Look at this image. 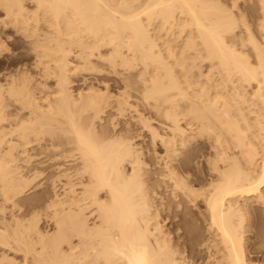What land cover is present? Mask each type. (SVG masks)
Here are the masks:
<instances>
[{
	"label": "bare ground",
	"instance_id": "bare-ground-1",
	"mask_svg": "<svg viewBox=\"0 0 264 264\" xmlns=\"http://www.w3.org/2000/svg\"><path fill=\"white\" fill-rule=\"evenodd\" d=\"M25 1L0 0L4 15L0 20V58L9 55L8 43L19 44L15 39L13 42V38L7 41L13 37L11 33L18 35V42L22 39L20 43L26 46V52L24 46H20L23 48L20 56L10 54L7 57L0 72L1 196L14 204V197L24 192L28 181H21L20 171L13 166L20 160L32 158V155H25L31 143L44 142L46 146L77 153V156L63 155V158L77 160L71 175L77 181H71L67 171L60 170V176L66 179L62 192L53 194L52 190L53 195H48L40 209L43 219H39L46 225L42 226H53V232L42 228L43 233L35 219L29 216L31 220L28 224L25 222L26 228V224H22L23 229H17L18 234L16 229L13 231V225V233H8L1 224L4 231L0 229V245L16 249V253L19 250L33 255L31 263L25 258L21 264H196L190 256L193 248L181 243L180 239H187L195 229L186 217V209L200 204L203 210L197 212L195 221L200 218L204 223L207 237L203 234V241L195 247L197 256L193 258L204 254L200 257L201 264H255L251 254L261 252L264 255V232L256 231L253 219L250 220L257 208L264 209V116L256 113L248 118L245 114L250 103L248 97H256L252 100L253 106L257 98L264 104V0H254L256 6L248 1L255 8L250 13L259 11L255 29L262 38L260 44L255 41L258 38L253 37L255 33L252 34V27L247 24L249 20L246 23L243 14L250 5L243 8L242 15L241 9H237L239 5L236 7L240 16L237 19L239 16L234 15V10L232 14L215 0H27L33 5L31 9L26 7ZM242 3L245 5L246 1ZM185 26L195 34L190 31L185 34ZM234 29L239 30L238 33ZM176 33H184L186 37L183 48H179L181 52L177 51L179 56L170 42L167 43ZM226 35H230V41ZM158 40L165 45L164 50L159 48ZM202 53L208 62H217L218 74L223 75L222 78L225 76L224 83L233 85V92L221 86L222 90L230 89L233 93L232 101L237 100V110L231 107L223 91L220 92L218 83V89L214 86L218 95L215 90L212 95L213 89L208 92V84L212 86L215 77L207 84V78L204 80L207 91L204 86L201 90L203 80L201 86L196 84L202 93L195 95V100L184 93L183 82L188 83L180 84V79L194 76L191 72L195 68L192 67H200L194 60L202 58ZM205 59L201 62H206ZM25 61L31 63L28 65ZM175 67L183 74L180 79L176 77L179 71H175ZM80 71L96 72L99 77L91 76L92 81L93 77L102 80L103 88L85 82L88 90L74 95L72 78ZM105 74L119 76L118 82L117 79L114 82L117 86L124 85L120 84L123 92L121 89L117 95H112ZM109 79L111 81L110 76ZM178 96L189 102L184 109L181 106L180 111L177 110ZM130 97L139 102L143 99L145 106L151 107L150 111L152 107L160 110L163 107L161 114L167 119V124L163 122L166 128L163 130L167 133L154 128L161 133H154L153 137L158 138L162 148L156 139L155 144L164 154L163 157L160 154L162 162L155 165L156 162L157 167L153 165L156 169L150 172L153 176L151 186H148L150 181L146 183L150 180L145 178L148 176L144 177L149 172L139 158L140 150L137 154L134 144L119 135L122 131L116 134L118 132L110 129L109 132L117 135L114 136L107 129L114 125L109 122L114 111H119V116L122 112L123 116L131 107ZM135 100L131 102L135 104ZM244 104L247 105L245 114L241 111ZM108 110L113 111H109L111 117H106ZM181 112H186L198 125L193 124L190 134L179 124ZM135 113L137 117L140 114ZM102 116L111 119L106 120L107 126L102 123L106 129L96 135V127L104 120ZM197 146L207 151L193 157L199 159L196 165L202 168L203 176L199 177L202 180L189 178L184 172L189 162L186 155ZM76 186L80 190H76ZM54 188L56 186L52 185ZM34 216L39 217L38 214ZM250 230L256 231L253 232L255 240L260 241V245L252 249L247 246V236L244 237ZM33 234L39 241V253V247L33 246L34 241L26 238ZM34 237L30 238L34 240ZM6 254L0 255V264H17Z\"/></svg>",
	"mask_w": 264,
	"mask_h": 264
},
{
	"label": "rangeland",
	"instance_id": "rangeland-1",
	"mask_svg": "<svg viewBox=\"0 0 264 264\" xmlns=\"http://www.w3.org/2000/svg\"><path fill=\"white\" fill-rule=\"evenodd\" d=\"M23 2L25 1V0H22ZM216 2V4L217 5H219V6H221V7H224V8H228V11L229 12H233V10H234V15L235 16H239L236 12H237V10H236V7H237V9L238 10H240V13H241V15H242V13H243V8L245 7V8H248L247 6L248 5H250L251 6V1L253 2V5H254V3L256 2L257 3V1H255L254 2V0H251L250 1V3H248V1L249 0H215ZM245 1H246V3H245ZM27 2V3H26ZM136 2H138V1H136ZM135 2V5L136 6H138L139 4H140V2H142V1H140V2H138L139 4L137 5V3ZM223 4H222V3ZM242 2H244L245 3V5H243V3ZM25 3H26V7L28 8V9H31V6H33L32 4H30L27 0L25 1ZM24 3V4H25ZM234 3H238L236 6H235V4ZM248 3V4H247ZM256 3H255V5L254 6H256ZM143 4V3H142ZM28 5V6H27ZM31 5V6H30ZM142 6V5H141ZM144 6V5H143ZM235 6V7H234ZM30 7V8H29ZM139 7V6H138ZM232 7V8H231ZM241 7V8H240ZM142 9L144 8V7H141ZM230 8V9H229ZM252 8V9H251ZM257 8H258V4H257ZM255 9V8H254ZM253 7L251 6V7H249V10H247V9H244V13L243 14H245L244 16H245V21H246V23L248 22V20H249V22L247 23L248 25H250L251 27H252V34L253 33H255V34H253V37L255 38V37H257L259 40H261L262 38H259V37H261L257 32H256V29H255V25H256V19H257V16H258V14H259V11H256V12H258L257 14H255L256 12L254 11L253 13H250V12H252L253 10ZM249 11V14H248V12H247V15H246V11ZM257 10H259V9H257ZM2 11L0 10V20L1 19H4L3 17H4V15H3V12L1 13ZM232 13V14H233ZM237 14V15H236ZM3 15V16H2ZM254 15H256V16H254ZM234 16V17H235ZM143 17V20L146 18L145 17V15H143L142 16ZM145 17V18H144ZM237 19L239 18L240 19V16L239 17H236ZM236 18H234V19H236ZM236 19V20H237ZM258 19H260V17H258ZM239 20H237V22H238ZM260 20H258L257 22H259ZM156 22H158V21H156ZM251 22V23H250ZM254 22V23H253ZM156 26V25H155ZM158 26V25H157ZM184 30L185 29H187V30H185L186 31V33L185 34H187V32L188 31H190L191 33H194V30H191V29H189V27H184L183 28ZM189 29V30H188ZM237 29V28H236ZM255 30V31H254ZM193 31V32H192ZM234 31H236V33H238L237 31H239V30H235L234 29ZM11 32V31H10ZM13 32V31H12ZM190 32H188V33H190ZM235 33V32H234ZM233 33V34H234ZM257 33V34H256ZM195 34V33H194ZM232 34V35H233ZM10 35V34H9ZM11 35H13V37H11V38H9V39H7V41L9 42V40H11L12 38V41L14 42V39L15 40H17L16 42L17 43H19L18 45H13L12 43H8V42H6V44H7V46H8V48H9V55L10 54H15V55H18V56H20L21 54H23V48L25 49L26 48V46H24V44H22L23 42H22V39H20L19 40V42H18V35H15L14 36V34L13 33H11ZM183 35H184V33L183 34H179V33H176L175 34V36L174 37H172V38H170V39H168V41H167V43H169L170 42V44L175 48V50H176V52L177 51H179V52H181V48H183V46H184V40H185V35H184V37H183ZM254 35H256V36H254ZM226 36H228V35H226ZM16 37V38H15ZM20 38V37H19ZM229 38H230V35L227 37V40H229ZM257 38H255V39H257ZM180 39V40H179ZM183 40V42H182V40ZM257 39V40H258ZM257 40H255L256 42H259V44L260 43H262V40L261 41H257ZM12 41H10V42H12ZM159 41V42H158ZM157 41V43H158V45H159V48L161 49V50H164V44L162 43V42H160V40H158ZM230 41V40H229ZM228 41V43H230ZM20 42H22V43H20ZM177 42H178V44H177ZM162 43V44H161ZM181 43V44H180ZM180 44V45H179ZM22 45V47H20ZM175 45H179V46H175ZM233 45V44H232ZM235 45V44H234ZM15 46V47H14ZM19 46V47H18ZM181 46V47H180ZM22 48V49H21ZM180 48V49H179ZM198 48H200V46L198 47ZM25 52H26V49L24 50ZM244 51H246V50H244ZM179 52H177L178 53V56L180 55V53ZM203 54V53H202ZM8 54H5V55H3V57H1L0 58V72H2V66L4 65V61L6 60V58L9 56ZM203 58V59H202ZM202 58H200V59H196V60H194V61H196V63L195 64H198V66H200V67H196L197 65H193L194 67H192L194 70H192L193 72H191V73H193L194 74V76L193 77H191V76H188L187 77V79L183 76V74L179 71V69L177 68V67H175V71L177 70V71H179V72H177L176 73V77H178V79H180L182 76L185 78V79H183V77L180 79V84L183 82V81H187V85H185L186 84V82H183V86H184V93L188 96V98L189 99H191V100H195V95L196 96H198L199 94H201L202 93V89H203V86H204V89L206 90H208V87H209V90H208V92L209 93H211V91H212V89H213V91H212V95L214 96L215 94H217L218 95V91H217V89H218V86H217V84L216 83H218V85H222L223 87L225 86L226 88H231L232 89V92H233V85L231 84V83H228L227 81H226V83H224L225 81H224V78H225V76H224V78H222L223 77V75H219L218 74V71H219V69L217 68L218 67V64L216 65V61L214 60V62H215V64L213 63V61H207V58L205 59L204 58V54L202 55ZM253 58V57H252ZM251 58V59H252ZM206 60V62L205 61H203V62H201L202 60ZM168 60V62H170V60L168 59V58H166V61ZM29 61V60H28ZM28 61H25V63H27ZM30 61H32V60H30ZM31 63V62H30ZM29 63V64H30ZM28 64V63H27ZM28 64V65H29ZM211 64H214V65H216V69H217V71H216V69H215V71L213 72V66L211 65ZM27 67V66H26ZM212 67V68H211ZM200 68V69H199ZM12 69H15L14 67H12ZM209 69V70H208ZM211 69V70H210ZM199 70V71H198ZM198 71V72H197ZM208 71H210L209 73H208ZM212 71V72H211ZM217 72V73H216ZM82 73V74H81ZM89 73H90V75H89ZM179 73H181V74H179ZM200 73H202V74H200ZM210 73H212L213 75H209ZM79 74H81V75H79ZM79 74L78 75H76L77 77H73L72 79H73V81H75V82H73V86H72V88H73V90H74V95H75V93L77 92H83V93H85L88 89H86V88H88L89 86H88V84L90 85L91 83L90 82H92V83H95L96 84V86L98 85V86H100L99 87V89H101V88H103V87H101L102 86V84H100L101 83V81L99 80H97V79H95V78H98L99 77V75H98V77H97V74H96V72H87V71H80L79 72ZM85 74H87V75H85ZM92 74H94V75H92ZM99 74V73H98ZM178 74H179V76H178ZM200 74V75H199ZM210 76V79H209V77L207 76ZM216 74V75H215ZM95 75H96V77H95ZM109 76H110V78H111V81H109L110 79H109V76H107V74H105V76H107L106 78V82H107V84L108 85H110L109 86V88H110V90L109 91H111L113 94L112 95H117L118 94V92H121V89H122V92H123V90H124V87H122L121 88V86H124V85H122L121 83H119V85L117 86V84L114 82V81H116V79H117V82H118V80H119V76H117V75H110V74H108ZM181 75V76H180ZM198 75V76H197ZM201 75L203 76L204 75V77H202V79H201ZM205 75H206V77H205ZM79 76V77H78ZM91 76H94L93 77V81H92V77ZM101 76V75H100ZM114 76V78H112ZM116 76V77H115ZM199 76H200V78H199ZM221 76V77H220ZM86 77V78H85ZM191 77V78H190ZM212 77H215L214 78V80L213 79H211ZM197 78V79H196ZM207 78V79H206ZM217 78V79H216ZM220 78H222L223 79V81H221V83L219 82L220 81ZM75 79V80H74ZM90 79H91V81H90ZM109 79V80H108ZM191 79V80H190ZM208 81H206V80ZM84 80V81H83ZM109 81V83H108V81ZM193 81L192 83L194 84L196 81H198V82H196L195 83V85L196 84H198V85H200V83H202L201 82V80H203V83L201 84L202 85V88L199 86V88H201V92L199 91V88H198V85H196V87L197 88H195V89H193L194 87H195V85H193V88H192V83H191V85H190V81ZM199 80H200V82H199ZM204 80H205V83L207 84V83H209V81H211V80H213L211 83H212V86H210L209 84H208V87L206 88V86H205V83H204ZM216 80V81H215ZM189 81V82H188ZM195 81V82H194ZM218 81V82H217ZM88 83V84H86V83ZM97 82H99V84L97 83ZM214 82V83H213ZM76 83V84H75ZM113 83L114 84H116V86L115 85H113ZM111 84H112V86H111ZM120 84H121V86H120ZM230 84H231V86H230ZM86 85V86H85ZM93 85V84H92ZM191 86V88L195 91V90H197V91H195V93H194V91L192 92V94H191V92H190V90H192V89H189L190 88V86ZM88 86V87H87ZM97 86V87H98ZM183 86H181L182 88H183ZM185 86H189L188 88L187 87H185ZM214 86H216V88L217 89H215V87ZM222 86H221V93H222V91H223V95L226 97V99L228 100V102H229V104L231 105V107L233 106V109L234 110H237L236 108H238V107H236L238 104H236L237 103V100L236 99H234V100H236L235 102L234 101H232V97H233V93L232 92H230V89H227V91H226V88L225 89H223L222 90ZM253 86V85H252ZM86 87V88H85ZM212 87V88H211ZM254 87V86H253ZM71 88V89H72ZM120 88V89H119ZM187 88V89H186ZM86 89V91H84ZM118 89H119V91H118ZM130 88H128V90H127V88H126V90L128 91V92H130L131 91V89L129 90ZM73 90H72V92H73ZM206 90V91H207ZM214 90H215V92H214ZM102 91H103V89H102ZM189 91V92H188ZM229 91V92H228ZM132 92V91H131ZM188 92V93H187ZM200 92V93H199ZM215 94H214V93ZM217 92V93H216ZM225 92V93H224ZM227 92L228 93H232L231 95L230 94H227ZM248 92L249 93H251L252 92V90L250 89V88H248ZM115 93V94H114ZM194 93V94H193ZM198 93V94H197ZM133 94V92L131 93V95ZM193 95V96H192ZM230 95V96H229ZM139 97L141 96V94L140 95H138ZM248 96H250L249 94H247V97ZM179 97V96H178ZM177 97V98H178ZM229 97H231V98H229ZM141 98V97H140ZM252 98V99H251ZM254 98H256L254 95L253 96H250V99H249V97H248V105H249V107H247L246 108V104H244V105H242L243 107H241L243 110H241L244 114H245V116H247L248 118H249V116H253V115H255L256 113H263V116H264V111H262L261 110V108L264 110V104L260 101V100H258V98L256 99V101H257V104L260 106V109L258 108L259 106L256 104V101H255V106H253L254 105V102H252V100L254 101ZM175 99H176V97H175ZM174 99V100H175ZM179 99L181 100L180 102L181 103H179ZM135 99L134 98H132V97H130L129 99H128V104H129V102L130 103H132V104H130V106L131 107H129V108H127L126 109V111L125 112H123V116L121 115L122 114V112H121V114H120V116H119V111H111V110H108L106 113L108 114L106 117H108V116H110L111 117V115H110V113H109V111L110 112H113V114H114V116H113V114H112V119H114V121H112V119L111 118H106V117H104L103 118V116H105L106 114H104L103 116H102V119H104V120H101L102 122H100V124H98V126L96 127V135H97V133L99 134V133H103V130L104 129H106V126L107 125H109V122H110V124H112L111 122H114L113 124L114 125H116L117 127H115V128H113L114 127V125H113V127H111V125H110V127L108 126L107 127V129H108V132H109V130L111 129V130H115V132H118V133H116V134H119L121 131V133L119 134V135H122L123 137L122 138H124V139H127L131 144H134V145H132L133 146V148L135 147V149L137 150V154H139V151L138 150H140V156H139V158H141V161H142V163L144 162V163H146V164H144L143 163V165H145V166H143V167H145V169H148V172L149 173H147L146 175H144V177L145 176H148V177H145V178H147V179H150V180H147V184H148V182H149V184L150 185H148V186H151L152 185V181H153V176L151 175V171H153L154 169H156L155 167H157V166H155V165H158V163H161L162 161L160 160L161 159V157H163L162 155L164 154V152H163V150L161 149L162 147L160 146V143H159V141H158V138H154L153 137V134L154 133H159V132H157V130H155V129H158V131H160V132H163L164 134L165 133H167V131L165 132L164 130H166V128H165V126H163V124L165 125V123L167 124V119H165V117L163 118V116H162V110H163V107L161 108V110L160 109H154L153 107H152V109L154 110H151L150 111V109L149 108H151V107H148V106H145V103H143L144 101H143V99H141L140 100V102L139 101H137V100H135V101H137V102H139V104H137V102L135 103V104H137V106L135 105V104H133V102H131V101H134ZM177 100V99H176ZM230 100H231V102H230ZM142 101V102H141ZM178 102V105H179V107H178V111H180L181 109H180V107L182 106L183 107V109H184V107H186L187 106V104H189V102H188V100L186 99V100H182L181 99V97H179L178 98V100H177ZM151 102V101H150ZM184 102V103H183ZM261 104H259V103ZM142 103V104H141ZM247 103V102H246ZM253 103V104H252ZM181 104V105H180ZM234 104V105H233ZM235 104H236V106H235ZM135 105V106H134ZM139 105V106H138ZM140 105H142V106H140ZM184 105V106H183ZM145 106V107H144ZM234 106H235V108H234ZM253 108H252V107ZM257 106V107H256ZM134 107H135V109H134ZM148 107V108H147ZM147 108V109H146ZM245 108H246V110H245ZM255 108V109H254ZM131 109V110H130ZM132 109H134V110H132ZM180 109V110H179ZM249 110H250V112H249ZM253 110H255V111H253ZM258 110V111H257ZM130 111H133V112H131L130 113ZM139 111V112H138ZM257 111V112H256ZM116 112V113H115ZM134 112H136L135 114H137L138 115V117L136 116V115H134ZM252 112V113H251ZM182 113V116H184V117H182V116H178V119L181 121H179V124H180V126L182 125V128H185V129H187L188 131H186L185 129H183L184 131H185V133L187 134V133H189L190 131H191V129L193 128V126L194 125H196L195 127H197L198 125H197V123L195 122V121H193V120H191V117L189 116V115H186V112H181ZM117 115V116H116ZM143 115V116H142ZM179 115H180V113H179ZM130 116V117H129ZM133 116H135L136 118H133ZM143 118H142V117ZM114 117V118H113ZM118 117V118H117ZM190 117V118H189ZM106 118V119H105ZM133 118V119H132ZM147 119V121L145 120V119ZM182 120H181V119ZM183 118H185V119H183ZM142 119H144V120H142ZM188 119V120H187ZM106 120H108L109 122H107ZM124 120V121H123ZM131 120V121H130ZM166 120V121H165ZM184 120V121H183ZM103 121H105V122H103ZM127 121V122H126ZM129 121V122H128ZM135 121V122H134ZM162 121V122H161ZM123 122V123H122ZM144 124H143V123ZM148 124H147V123ZM161 122V123H160ZM163 122H165V123H163ZM183 122H185L186 123V125H185V123H183ZM195 122V123H194ZM102 123H104V124H106V126L105 125H103ZM135 123H137V124H135ZM130 126H129V125ZM149 124H150V126H149ZM160 126H159V125ZM194 124V125H193ZM146 125H148V126H146ZM163 126V128H162V126ZM104 126V128H102V127ZM129 126V127H128ZM147 128H146V127ZM184 126V127H183ZM187 127V128H186ZM189 127V128H188ZM98 128V129H97ZM155 128V129H154ZM165 128V129H164ZM253 128H254V126H253ZM100 129V130H99ZM118 129V130H117ZM123 129V130H122ZM150 129H151V131H150ZM153 129V130H152ZM164 129V130H163ZM117 130V131H116ZM126 130V131H125ZM253 130H257L256 129V127L253 129ZM99 131V132H98ZM107 131V130H106ZM106 131H104V133L106 132ZM150 131V132H149ZM254 131V132H255ZM106 132L108 135H109V133L110 134H112V135H114L115 133L114 132ZM129 132V133H128ZM152 132V133H151ZM123 133V134H122ZM127 134V135H126ZM139 134V135H138ZM164 134H162V135H164ZM190 134V133H189ZM126 137H125V136ZM128 135H129V137H128ZM159 135H161V133H159ZM114 136H117V135H114ZM152 138H151V137ZM128 137V138H127ZM132 138V140H130L131 138ZM130 138V139H129ZM151 138V139H150ZM158 141H156V140ZM134 140V141H133ZM151 140H154V141H151ZM135 142V143H134ZM159 143V147H161V148H159L158 147V144H155V143ZM199 142H200V140H199ZM154 143V144H153ZM156 145V146H155ZM137 147V148H136ZM201 147V148H200ZM142 148V149H141ZM198 148V149H197ZM197 148H195V149H193L192 150V153H191V151H189L188 152V156L186 155V160L187 161H189L188 162V164H187V169L185 168V171L184 172H186V175H188L189 176V178H191L192 177V179H198L199 177L201 178L202 176H203V174H202V168H201V170H200V167H198L197 165H196V163H197V161L199 160V159H193V157L194 156H196V155H198V154H203V152H205V151H203V149L204 148H202V146H197ZM135 150V151H136ZM143 150H144V152H143ZM159 150V151H158ZM162 150V151H161ZM202 150V151H201ZM142 151V152H141ZM197 152H199V153H197ZM71 153L72 152H70V151H63V149H61V148H58V147H54V146H46L45 144H44V142H42L41 144H37V143H31L29 146H28V150H27V153L25 154V155H32V158L29 160V161H24V160H20V161H18V162H16L14 165H15V167L13 166V168L15 169L16 167L18 168H16L15 170H19L20 171V173L17 171V174H18V176L20 175H22V177H25V178H27V179H23L22 180V177H20L21 178V181H23L24 183L25 182H27L26 183V185H24V192L22 193V195L21 196H15L14 197V204H11V203H9V202H6L5 200H3V196H1V194H2V192L0 191V225H1V227L3 226V229L6 231V232H8V230H9V232L8 233H10L11 231H12V229H13V231L16 229V234H18L19 232H18V230L19 231H21L22 229H23V227L22 226H24L29 220H31V219H35V221L37 222L36 224H37V226L39 227V229H40V231H42V228H46V229H44V230H48L49 232L51 231V232H53L52 230H53V226L52 227H43L44 225H45V223H44V221L43 220H40V219H43L42 218V216H40V215H42V213H40V211H42V210H40V209H42V207H43V204H44V201H45V199L47 198V197H49L48 195H50L51 194V192H52V190H53V194H58V191H59V193H61L62 192V183H65L66 182V179L65 178H63L62 176H60V170H66L67 171V173H68V175L70 176V178L69 179H71V181L73 180V179H75L74 180V182H76L77 180H76V178L75 177H71V175H73V172H74V170H75V163H77V160L76 159H74V158H72V157H67V158H63V155H65V154H67V155H71ZM144 153V154H143ZM162 153V154H161ZM195 153V154H194ZM205 153H207V151L205 152ZM72 154H74V155H76L77 153H72ZM143 154V155H142ZM146 154V155H145ZM160 154H161V157H160ZM33 155H35V157L33 156ZM158 155H159V158H158ZM77 156V155H76ZM184 157L185 156H182V160H184ZM187 157H190V158H187ZM72 158V159H71ZM159 161H158V160ZM73 160V162H71ZM74 160H75V162H74ZM156 160V161H155ZM186 160H184V161H186ZM192 161H193V163H192ZM157 162V163H156ZM156 163V164H155ZM64 165V166H59V165ZM155 164V165H154ZM68 165V166H67ZM71 165V166H70ZM153 165L155 166V167H153ZM191 167H189V166ZM193 165H195V166H193ZM73 166V167H72ZM152 167V169H151V167ZM196 166L198 167V170H197V168H196ZM67 168V169H64V168ZM72 169H71V168ZM149 167H150V169H149ZM188 167H189V170H188ZM193 167V168H192ZM74 168V169H73ZM192 169V170H191ZM196 169V170H195ZM188 170V171H187ZM194 170V171H193ZM70 171V172H69ZM72 171V172H71ZM191 173V174H190ZM202 174V175H201ZM191 175V176H190ZM60 176V177H59ZM151 177V178H150ZM62 178V179H61ZM199 178V179H200ZM198 179V180H199ZM25 180V181H24ZM58 182H57V181ZM65 180V182H63ZM200 180H202V179H200ZM52 181V182H51ZM54 181H55V184H54ZM61 181V182H60ZM49 182V183H48ZM50 184H51V186H50ZM52 185H53V187H55L56 186V189L54 188V189H52ZM59 185V186H58ZM0 186H1V184H0ZM27 186V187H26ZM51 187V188H50ZM67 187V189H68V187L69 186H66ZM76 188V190H80V187H78V186H76L75 187ZM0 189H1V187H0ZM61 191H60V190ZM47 190L49 191V192H47ZM263 191H264V188L262 189ZM55 192V193H54ZM49 193V194H48ZM53 194H51L50 196H52ZM44 196V197H43ZM4 201V202H3ZM13 205H15V206H13ZM190 205V204H189ZM193 205H190L189 206V208L188 209H186V211H185V213L187 214H185L186 215V217H188L187 219L188 220H190L191 222H189L190 224H192L194 227H195V229H194V231L193 232H191V234L189 235V237H187V239H186V237H183V238H181L180 239V242L181 243H184V244H186L188 247H192L193 248V250H194V252H192V249H190L191 251H190V253H191V255L190 256H192V259H194V260H192V261H194V263H196V264H201V261H202V259L200 258L201 257V255H199L198 254V256H200L199 258L198 257H194L193 258V256H197V254H195V252H197L195 249H197V248H195V247H198L197 245H199V243H200V241H203V236L205 235H207V232L206 231H204L205 230V225H204V223H202V221L200 220V218H198L197 219V221H195L196 220V216H198V213L197 212H200V210L202 211L203 210V208H202V205H200V204H198L196 207L195 206H193V208H191ZM198 206H200V207H198ZM194 207H195V209H194ZM199 208V209H196V208ZM191 208V209H190ZM259 209H260V207H259ZM195 210V211H194ZM258 208L255 210V212L257 213V215H256V213H254L255 215H253L254 217H252V214H251V221H252V219H253V222H254V225H255V228H256V231H259L260 230V232H264V230H261V229H263L264 227V209L263 208H261L260 210H258ZM36 214H35V213ZM32 214H34V215H39V217L38 216H34V215H32ZM193 214V215H192ZM31 217V219H30V217ZM36 217V218H35ZM19 218V219H18ZM38 218V219H37ZM40 218V219H39ZM3 219V220H2ZM17 219V220H16ZM21 219H23V220H21ZM26 219H27V221H26ZM257 219V220H256ZM19 220V222H16V221H18ZM38 220H39V224H38ZM260 220V221H259ZM1 221L3 222V223H1ZM21 221V222H20ZM22 221H24V222H22ZM26 222V223H25ZM7 223H8V227H6V225H7ZM16 223V224H15ZM44 223V224H43ZM11 224V226H9ZM18 224V225H17ZM22 224H24V225H22ZM28 224V223H27ZM27 224L24 226L25 228H26V226H27ZM12 225L14 226L13 228H12ZM43 225V226H42ZM198 225V226H197ZM5 226V227H4ZM46 226V225H45ZM197 226V227H196ZM203 226H204V228H203ZM261 226V227H260ZM0 227V229H1V232H3L4 230L2 229ZM259 227V228H258ZM168 228V226L166 227V229ZM203 228V229H202ZM18 229V230H17ZM21 229V230H20ZM38 229V230H39ZM259 229V230H258ZM13 231L11 232V233H13ZM196 231H197V233H196ZM204 231V232H203ZM255 230H250V232L248 231V232H246L244 235V237L246 238V236H247V246L249 247V248H254V247H258L259 245H260V241L258 240V239H256L255 240V232H256ZM43 233H44V231H42ZM254 232V233H253ZM253 233V234H252ZM196 234V235H195ZM204 234V235H203ZM29 235H31V234H29ZM28 235V237H26L27 238V240H29V242H30V239H31V241H34V243H33V246H37V247H39L38 249L37 248H35V250L39 253V250H40V245H39V241H37L38 239H36L37 237H36V235L35 234H33L32 236L34 237V240L32 239V238H30V237H32V236H29ZM16 236H18V235H16ZM252 236V237H251ZM207 237V236H206ZM205 237V238H206ZM184 239V240H183ZM202 239V240H201ZM249 239H251V240H249ZM35 241H36V244H35ZM251 241V242H250ZM253 241V242H252ZM199 242V243H198ZM250 242V243H249ZM31 244H32V242H31ZM38 244V245H37ZM256 244V245H255ZM196 245V246H195ZM0 253H1V250H3L2 251V253L0 254V255H2L3 253H5L6 254V252L8 251V253L6 254V255H8L9 256V259L11 260H15V262H17V264H21V263H23V259H25V258H28L29 259V261H27L28 263L31 261L32 262V260H33V255H29L28 253H26L25 251H17V253L15 252L16 251V249H14V250H12V249H8V248H6V247H4V246H2V245H0ZM7 249V250H6ZM23 252V253H22ZM38 253H35V251H34V254H38ZM189 253V252H188ZM29 255V256H27V255ZM258 254H261V252H257V253H254V254H251V257H252V259H253V261H254V263L255 264H264V255L263 254H261V255H258ZM25 255V256H24ZM204 255V254H203ZM202 255V256H203ZM263 255V256H262ZM27 256V257H26ZM257 256V257H256ZM12 257V258H11ZM32 258V260H30ZM255 258V259H254ZM260 258V259H259ZM200 259V260H199ZM14 260H13V262H14ZM27 260V259H26ZM196 261V262H195ZM30 262V263H31ZM253 264V263H252Z\"/></svg>",
	"mask_w": 264,
	"mask_h": 264
}]
</instances>
